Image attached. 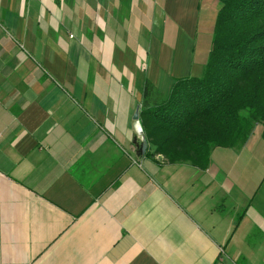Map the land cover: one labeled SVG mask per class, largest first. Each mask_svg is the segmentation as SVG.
Segmentation results:
<instances>
[{
    "label": "crops",
    "instance_id": "obj_1",
    "mask_svg": "<svg viewBox=\"0 0 264 264\" xmlns=\"http://www.w3.org/2000/svg\"><path fill=\"white\" fill-rule=\"evenodd\" d=\"M218 8L0 0V264H264L260 126L202 169L139 122L200 76Z\"/></svg>",
    "mask_w": 264,
    "mask_h": 264
},
{
    "label": "trees",
    "instance_id": "obj_2",
    "mask_svg": "<svg viewBox=\"0 0 264 264\" xmlns=\"http://www.w3.org/2000/svg\"><path fill=\"white\" fill-rule=\"evenodd\" d=\"M200 76L176 78L167 97L139 112L148 149L168 163L204 168L215 147L264 140V0H216Z\"/></svg>",
    "mask_w": 264,
    "mask_h": 264
},
{
    "label": "rangeland",
    "instance_id": "obj_3",
    "mask_svg": "<svg viewBox=\"0 0 264 264\" xmlns=\"http://www.w3.org/2000/svg\"><path fill=\"white\" fill-rule=\"evenodd\" d=\"M200 73H202V72H200ZM201 75V74H200Z\"/></svg>",
    "mask_w": 264,
    "mask_h": 264
},
{
    "label": "water",
    "instance_id": "obj_4",
    "mask_svg": "<svg viewBox=\"0 0 264 264\" xmlns=\"http://www.w3.org/2000/svg\"><path fill=\"white\" fill-rule=\"evenodd\" d=\"M137 116V115H136Z\"/></svg>",
    "mask_w": 264,
    "mask_h": 264
}]
</instances>
